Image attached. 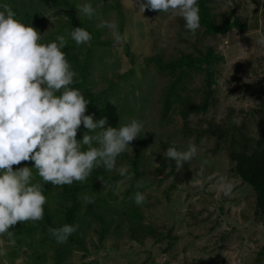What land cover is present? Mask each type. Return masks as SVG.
Here are the masks:
<instances>
[{"label":"rangeland","instance_id":"374dc122","mask_svg":"<svg viewBox=\"0 0 264 264\" xmlns=\"http://www.w3.org/2000/svg\"><path fill=\"white\" fill-rule=\"evenodd\" d=\"M68 1L75 9L66 2L59 4L55 0H6V3L17 13V18H24L22 21L43 34L44 43L64 35L68 39V46H76L80 60L88 56L86 87L93 94L101 95L100 101L110 100L116 104L120 117L118 126L131 119L142 122L141 145L137 147V137L124 152L134 158L136 150L140 151V170L151 173L150 170L159 167L161 159H167L163 155L164 151L174 143L181 150H186L190 143L195 144L198 155L180 169L181 182L178 183V189L174 188L171 192L172 201H166L162 195V190L173 181L172 178H165L164 174L165 180L159 182L162 174L153 181L148 176L141 177L146 181L144 190L149 194L147 204L141 207L145 222L166 224L173 228L178 240L172 252L164 254L160 248L164 244L152 239L140 244L131 240L125 232L122 236L107 233L100 240L96 232L100 222L94 217L85 216L77 230L85 238L87 249L69 246L71 257L65 264H193L191 260H183L184 256L196 258L198 264H258L256 256L264 243V223L253 218L252 190L242 185L232 173V165L225 152L214 149L213 137L183 133L181 129L184 121L180 114L175 115L174 109L165 111L163 98L171 75L160 73L155 63L148 59L157 54L170 58L176 55L177 50L192 52L196 47L212 45L224 57L217 68L216 83L213 85L217 101L206 114L190 113L189 123L204 127L210 117L219 121L230 115L238 124L245 123L250 133H257L264 126V43H261L264 41V0L218 2V11L238 3L236 11L247 17L249 22L255 17V10L258 11L257 30L242 34L230 29L224 36H207L203 28L193 35L181 26L180 17L160 11L143 13L138 0ZM86 2L95 9L91 19L79 15L76 8L78 4ZM118 5L122 14L119 13ZM70 9L75 10L76 17L87 20L93 29L90 42L77 45L70 39L69 32L77 27L66 14ZM36 15L38 23L35 22ZM103 22L112 23L114 27H99ZM113 33L121 36L120 42L114 40ZM98 40L111 43L93 44ZM192 75L189 93L195 92L205 83L203 74L196 72ZM80 91L83 93V90ZM86 131H83L81 124L77 132L82 133L77 135V139H82ZM169 140L173 142L168 143ZM24 166L34 167V162L22 161L19 165H13V170ZM116 168H126L127 172L115 181L116 188L113 197L108 196V203L113 209L123 212L128 205L124 193L131 184L129 178L135 172L123 156L116 158ZM199 168L209 171L206 178L198 172ZM167 170L169 167L164 172ZM33 171V182L37 180L43 183ZM226 187H230L228 195H225ZM91 188L106 192L109 186L96 177ZM138 189L142 193L140 185ZM47 198L49 207L54 209L58 197L51 193ZM33 234L35 238L38 236L36 231ZM0 247L6 253L0 256V264H38L37 259H30L23 252L14 238L0 236ZM47 254V264H50L54 249L49 248ZM170 255H175L177 259H171ZM145 259L148 261L145 262Z\"/></svg>","mask_w":264,"mask_h":264},{"label":"clouds","instance_id":"9594fccd","mask_svg":"<svg viewBox=\"0 0 264 264\" xmlns=\"http://www.w3.org/2000/svg\"><path fill=\"white\" fill-rule=\"evenodd\" d=\"M139 4L143 13L146 9L159 10L182 18L193 35L201 26L198 0H139ZM76 8L79 15L90 19L95 14L88 2ZM99 27L112 29L114 25L103 22ZM113 35L120 42L121 36ZM69 37L77 45L92 40V34L83 27L71 29ZM66 45L64 35L44 43L43 34L17 18L6 0H0V236L9 239L14 236L10 229L17 222L43 219L45 184L82 182L101 167L111 172L116 158L143 131L137 119L117 127L109 125L107 116L94 119L93 114H86L90 101L78 88L70 87L77 73L66 58ZM81 124L88 131L78 140ZM163 155L170 166L174 161L179 171L198 155V147L191 143L186 150L170 146ZM29 160L34 167L13 170V165ZM33 170L43 183L33 182ZM119 172L125 175L127 169L120 168ZM229 192L230 187H226L225 195ZM145 201L143 193L134 194L137 205ZM75 230V226L65 224L50 231L62 244ZM5 254L0 247V256Z\"/></svg>","mask_w":264,"mask_h":264},{"label":"trees","instance_id":"16d2710c","mask_svg":"<svg viewBox=\"0 0 264 264\" xmlns=\"http://www.w3.org/2000/svg\"><path fill=\"white\" fill-rule=\"evenodd\" d=\"M55 2L59 4L66 2L68 6L75 9L68 0H55ZM218 2H221V0H198L201 17L200 29L203 28L205 35L224 36L230 29H235L245 34L251 30L258 29L259 20L257 18V9L255 10V17L249 22L247 17H243L236 11V5L238 3L233 4L224 11H218L216 7ZM117 8L119 13L122 14L123 11L120 5ZM145 11L156 12L159 10L146 9ZM66 14L74 26L83 27L91 34L94 32L89 27L87 20H82L75 16V10L70 14L66 12ZM35 19V22L38 23L37 15ZM180 20L181 26L187 30L184 20L182 18ZM198 32L199 29L196 33ZM53 36L51 38H54ZM54 41L56 39L50 40L48 43ZM95 43L108 44L111 41L98 40L97 42H93V44ZM64 51L73 69L77 71V76L74 77V83L70 87L83 90L85 98L90 101L86 114H93L94 119L107 116L109 125L118 127L120 117L116 104L110 100L100 101L101 95L93 94L86 87V80L89 76L88 56L80 60L78 58L79 52L76 51L75 45H66ZM87 54L89 55L88 50ZM169 57L167 58L163 54H157L156 57L148 59L155 63V67L160 73L171 75L170 83L166 86V92L163 98L165 111L174 109L175 115L180 114L184 121L181 129L183 133L198 136L209 135L214 138V149L225 152L224 154L232 165V173L240 179L242 185H246L252 190L254 220L264 223V126L257 133H250L246 129L245 123L238 124L230 118V115L223 117L219 121H216L214 117H210L204 127L192 126L189 123L190 113L206 114L209 108L214 106L217 101L213 85L216 83L217 68L220 62L224 60V57L212 45H207L205 48L196 47L195 51L192 52L177 50L176 55ZM196 72L203 74L205 83L204 86H201L195 92L190 91L189 93V80L193 76L192 74ZM95 115L97 116L96 118ZM175 124L177 125L176 121ZM85 130L86 128L83 126V131ZM81 133L77 132V135ZM142 136V133H140V137H138L139 141L136 144L137 147L141 145ZM169 142L173 141L169 140ZM175 144L171 146H176ZM140 154V151L138 152L136 150L134 158L127 153L119 155L131 163V168L135 172L133 177L129 178L131 184L126 188L124 193L128 205L123 212L115 208L113 209L110 203H108V196L113 197L112 193L116 188L115 181L123 176L120 175L116 166L111 172H107L103 167L98 168L85 181H74L71 185L54 186L51 183H47L48 185L44 187L46 200H48L47 197L51 193H53V196L58 197L54 209H51L48 202H46L42 220L35 222H17L16 227L10 229L14 233L13 238L23 252L30 259H37L38 264H47V250L52 248L54 249V254L51 257L50 264H65L67 262L66 260L71 257L72 251L69 246L74 245L83 250L87 249L85 238L77 230L85 216L94 217L100 222V226L96 229L100 240L107 233L122 236L125 232L131 240H135L140 244H144L147 240L152 239L157 243L161 242L164 244L160 247L164 254L172 252L178 240L173 228L166 224L157 225L145 222L144 214L141 210V207L145 204L137 205L134 202V194L140 192L138 189L140 185L142 187V193L147 198L149 194L144 190L147 184L141 177L148 176L147 178L153 181L154 178L162 174L158 180L159 182H163L165 178L173 179L162 190L163 198L166 201H172L173 193L171 194V192L174 188L178 189V183L181 182L179 178L180 170L177 171L175 169L174 161L170 162V166L168 159L162 158L160 166L154 170H150L152 175L148 170H140L138 163ZM186 166L187 163H185L184 167ZM166 167H169V170L164 172ZM198 172L204 176L203 178H206L209 173L208 170H203V168H199ZM164 174L165 178L163 177ZM96 177L100 178L102 182L108 183V191H95L91 188V184ZM36 182L40 181L36 180ZM145 203L147 204L146 201ZM221 210L223 211L222 207ZM117 215L119 216L116 217ZM65 224L75 226L76 230L68 236L65 243L61 244L57 242L50 230L59 228ZM34 231L38 233L36 238L33 234ZM150 258L152 259V256ZM170 258L177 259L175 255H170ZM183 260H191L193 264H198L196 258L188 259L184 256ZM147 261L145 259V262ZM256 262L258 264H264V243L257 252Z\"/></svg>","mask_w":264,"mask_h":264},{"label":"water","instance_id":"95a60500","mask_svg":"<svg viewBox=\"0 0 264 264\" xmlns=\"http://www.w3.org/2000/svg\"><path fill=\"white\" fill-rule=\"evenodd\" d=\"M68 13H69V14L72 13V10L70 9V10L68 11ZM115 81H116V79H115ZM178 118L180 119V122H181V117L179 116ZM180 124H181V123H180ZM175 264H191V263L177 262V263H175Z\"/></svg>","mask_w":264,"mask_h":264}]
</instances>
